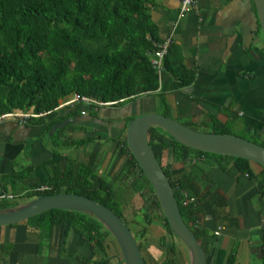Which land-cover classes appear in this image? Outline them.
<instances>
[{
    "label": "crops",
    "instance_id": "1",
    "mask_svg": "<svg viewBox=\"0 0 264 264\" xmlns=\"http://www.w3.org/2000/svg\"><path fill=\"white\" fill-rule=\"evenodd\" d=\"M195 1V8L183 14L177 11V0H152L149 11L158 40L169 39V45L178 49L181 70L192 77L189 84L162 71L156 92L134 103L106 104L95 117L89 115L87 102L75 103L77 96L58 104L83 112L73 119L74 125L85 129L73 131L71 138L91 139L79 148L59 150L77 164L89 163L96 178L109 184L120 198L125 224L140 245L145 264L189 262L185 248L165 235L158 220L147 221L143 189L138 187L143 181L135 179L134 171L123 176L129 160L120 141L125 140V118L159 113L163 97L167 118L178 123L187 120L196 130L208 118L229 121L232 128L250 133L264 130V44L252 0ZM27 118L0 116V190L18 201H26L28 193L45 186L52 171L47 165L52 157L49 136L43 127L27 123ZM158 135L169 142L162 133ZM154 149L160 153L162 167L191 178L187 192L195 195L201 215L204 234L198 244L206 264H214L217 251L231 253L233 264H264L258 228L264 219V179L204 167L194 158L193 162L172 163L170 150ZM249 168L253 175L259 172L252 163ZM141 231L143 235L138 237ZM43 237L23 222L0 226V264H92L96 260L92 247L73 230L52 227L49 237ZM104 247L106 256L116 254L110 241ZM119 258L110 259V264H120Z\"/></svg>",
    "mask_w": 264,
    "mask_h": 264
},
{
    "label": "trees",
    "instance_id": "2",
    "mask_svg": "<svg viewBox=\"0 0 264 264\" xmlns=\"http://www.w3.org/2000/svg\"><path fill=\"white\" fill-rule=\"evenodd\" d=\"M151 3L152 0H0V116L28 113L35 117H28L27 123L43 127L47 134L51 126L63 118L73 119L83 114L69 105L58 107L61 99L77 96L75 103L78 104L82 103V98L88 99L89 115L95 117L105 104L115 107L134 103L156 92L159 79L149 65V56L159 40L150 18ZM179 63L178 49L168 45L162 57V71L172 79L189 84L192 77L181 70ZM163 100L162 97L158 114L167 117ZM135 116L125 118L123 134L126 124ZM180 123L197 132L233 135L264 147V130L253 133L237 130L229 121L220 123L214 118H208V123L201 130L194 129L187 120ZM78 129L85 128L69 124L57 128L49 136L52 157L47 165L52 166V171L45 183L48 190L32 191L26 195V200L60 192L80 195L101 203L124 220L120 198L115 196L110 185L96 178L89 163L77 164L59 150L61 147L79 148L91 141L89 138L73 140L70 134ZM158 133H162L169 142L157 138ZM147 140L153 151L154 148L160 152L170 150L172 163H186L194 158L199 159L196 161L204 167L244 174L252 180L264 179V170L258 167L259 172L253 175L247 159L188 149L158 128H149ZM120 141L124 145L122 151L129 155L123 176L134 171L135 179L143 181L138 187L143 189L141 197L149 214L147 221L158 220L165 235L171 237L151 187L130 154L127 142ZM154 153L161 165L160 153ZM64 159L66 161L61 165ZM162 169L180 217L199 243L204 231L199 225L201 215L196 197L187 192L191 178ZM184 197H192L195 201L183 204ZM17 205V199L0 201V208ZM23 223L39 231L45 239L52 227L63 226L65 231L73 230L92 247L96 256L92 264H110V259L120 257L109 233L99 221L88 215L65 209L50 210ZM142 235L143 231L138 237ZM106 240L114 245L115 255L106 256ZM160 245H164L163 238ZM172 249L169 248L168 252L172 253ZM118 262L123 264L120 258ZM233 263L231 253L216 252L214 264ZM162 264L174 263L165 260Z\"/></svg>",
    "mask_w": 264,
    "mask_h": 264
},
{
    "label": "water",
    "instance_id": "3",
    "mask_svg": "<svg viewBox=\"0 0 264 264\" xmlns=\"http://www.w3.org/2000/svg\"><path fill=\"white\" fill-rule=\"evenodd\" d=\"M252 2L264 44V0H252ZM69 124H75L74 119L63 118L51 126L47 135L50 136L57 128ZM149 128L162 130L171 140L188 149L244 158L263 170L264 147L233 135L197 132L158 113L137 115L126 124L124 136L130 154L151 187L165 217L167 228L173 238L185 248L189 264H206L202 249L180 217L163 169L147 140ZM59 209L79 212L99 221L114 241L123 264H145L137 242L125 221L108 207L84 196L60 192L28 199L14 207L0 208V226L26 222L44 212Z\"/></svg>",
    "mask_w": 264,
    "mask_h": 264
},
{
    "label": "built area",
    "instance_id": "4",
    "mask_svg": "<svg viewBox=\"0 0 264 264\" xmlns=\"http://www.w3.org/2000/svg\"><path fill=\"white\" fill-rule=\"evenodd\" d=\"M177 11L179 14H183L191 9L195 8L196 1L195 0H177ZM169 39H164L162 41H159L155 44V50L150 54L149 56V65L150 67L156 72L157 76L162 72V57L166 52V49L169 45ZM78 99V97H77ZM82 101H88L86 98H82ZM10 116H18L14 114L7 115V117ZM194 159H191L190 162H193ZM45 190H48V187L46 186H40L35 188L33 191L35 192H43ZM16 197L13 196L10 193L4 192L3 190H0V201H13ZM183 204H191L194 203V198L192 197H184L183 198ZM258 228L260 232V249L262 255H264V219L258 223Z\"/></svg>",
    "mask_w": 264,
    "mask_h": 264
},
{
    "label": "rangeland",
    "instance_id": "5",
    "mask_svg": "<svg viewBox=\"0 0 264 264\" xmlns=\"http://www.w3.org/2000/svg\"><path fill=\"white\" fill-rule=\"evenodd\" d=\"M86 102V101H85ZM106 105V104H105ZM159 107H160V105H159ZM160 109V108H159ZM83 113V112H82ZM14 115H18V116H20L21 117V115H23V116H28V117H30V116H33V115H30V114H14ZM140 115V114H139ZM137 116V115H136ZM33 117H35V116H33ZM155 150V149H154ZM214 173H217L216 171L214 172ZM23 202H25V201H19V204H22ZM129 228V227H128ZM130 230V229H129ZM130 232H131V230H130ZM113 242V241H112ZM112 244V243H111ZM113 245V244H112ZM114 246V245H113Z\"/></svg>",
    "mask_w": 264,
    "mask_h": 264
},
{
    "label": "clouds",
    "instance_id": "6",
    "mask_svg": "<svg viewBox=\"0 0 264 264\" xmlns=\"http://www.w3.org/2000/svg\"><path fill=\"white\" fill-rule=\"evenodd\" d=\"M88 101H89V100H88ZM88 101H87V102H88Z\"/></svg>",
    "mask_w": 264,
    "mask_h": 264
}]
</instances>
